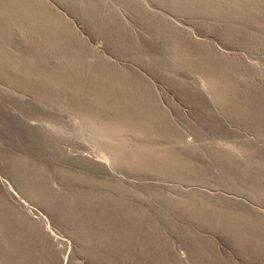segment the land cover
<instances>
[{
    "label": "rangeland",
    "instance_id": "374dc122",
    "mask_svg": "<svg viewBox=\"0 0 264 264\" xmlns=\"http://www.w3.org/2000/svg\"><path fill=\"white\" fill-rule=\"evenodd\" d=\"M0 264H264V0H0Z\"/></svg>",
    "mask_w": 264,
    "mask_h": 264
}]
</instances>
